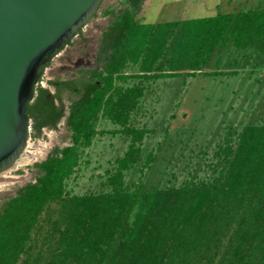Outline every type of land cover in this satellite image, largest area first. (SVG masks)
I'll list each match as a JSON object with an SVG mask.
<instances>
[{"label": "trees", "instance_id": "trees-1", "mask_svg": "<svg viewBox=\"0 0 264 264\" xmlns=\"http://www.w3.org/2000/svg\"><path fill=\"white\" fill-rule=\"evenodd\" d=\"M121 1L102 34L100 69L49 80L50 95L39 78L34 86L26 115L36 135L65 115L55 103L63 92L79 100L66 115L69 144L35 163L34 181L0 205V264H264V122L229 127L208 179L152 187L124 179L143 157L153 160L141 147L150 130L130 124L145 82L236 74L217 69L219 60L210 70L212 58L230 46L263 52L264 8L150 23L138 16L144 0ZM100 118L128 137L127 149L107 171L108 190L69 194L83 149L103 133Z\"/></svg>", "mask_w": 264, "mask_h": 264}, {"label": "rangeland", "instance_id": "rangeland-1", "mask_svg": "<svg viewBox=\"0 0 264 264\" xmlns=\"http://www.w3.org/2000/svg\"><path fill=\"white\" fill-rule=\"evenodd\" d=\"M218 1L221 5L218 11L264 8V0H144L138 16L150 23L204 17L215 13L214 5ZM225 1L230 2V9L225 10ZM121 2L102 0L92 18L53 57L38 81V85L48 88L49 95L54 92L49 80H70L83 76L81 70L100 69L102 63L97 56L102 34L122 7ZM108 9L113 12L102 13ZM228 48L227 56L235 57L233 47ZM238 52L244 54L242 59L250 58L258 63L253 68L244 65L239 68L230 62L224 68L222 64L217 68L236 70L237 74L180 75L145 82V94L132 113L130 124L150 130L141 147L144 156L150 153L153 160L144 165L143 157L141 163L126 171L124 179L128 185L178 186L189 180L208 179L218 161L215 151L223 144L229 127L238 132L249 121L264 122V66L261 67L264 51ZM209 67L214 69L213 62ZM126 72L134 73L135 68H128ZM134 81L130 79L128 83ZM77 100L79 96L63 92L61 101L55 100V103L63 104L65 115L55 127H43L38 135L30 125L27 127L26 144L19 158L0 172V205L25 183L34 181L35 163L44 160L55 147L69 144L66 115L69 105ZM96 128L103 133L83 149L78 168L66 180L69 194L108 190L107 171L114 170L115 159L127 149L128 137L111 132L118 126L100 118Z\"/></svg>", "mask_w": 264, "mask_h": 264}, {"label": "water", "instance_id": "water-1", "mask_svg": "<svg viewBox=\"0 0 264 264\" xmlns=\"http://www.w3.org/2000/svg\"><path fill=\"white\" fill-rule=\"evenodd\" d=\"M102 0H0V172L23 151L26 106L53 57Z\"/></svg>", "mask_w": 264, "mask_h": 264}, {"label": "crops", "instance_id": "crops-1", "mask_svg": "<svg viewBox=\"0 0 264 264\" xmlns=\"http://www.w3.org/2000/svg\"><path fill=\"white\" fill-rule=\"evenodd\" d=\"M190 2V1H189ZM220 1H218L217 3H215V5H214V8H215V10L217 9V8H219V6H221V5H219L220 3H219ZM190 4V3H189ZM224 4H225V6H224V8H225V10H227V9H230V2L228 3V2H224ZM246 8V7H245ZM222 12H228V11H222ZM229 48H224V49H222L221 51H218L215 55H217V56H215L214 58H212V62H213V64H215L218 60H219V64H218V67L220 66V64H222V67L224 68V67H226V66H228V64L231 62L232 64H233V66L234 67H241V68H244V66H247V67H251V68H253V67H255V65L258 63V61H256V60H254V59H250V58H248V59H246V60H244V59H242L243 57H244V54H242V55H240L239 53L240 52H238V51H242V52H244L243 50H238V49H236V48H232V50H233V52L235 53V57H229V56H227V54L225 53V51H227ZM254 51H255V49H253ZM238 57H237V56ZM241 57V58H240ZM237 63V65H235ZM253 63V65H251ZM255 64V65H254ZM262 65H261V67L262 66H264V61L261 63ZM244 65V66H243ZM257 67V66H256ZM236 74H237V72H236Z\"/></svg>", "mask_w": 264, "mask_h": 264}, {"label": "flooded vegetation", "instance_id": "flooded-vegetation-1", "mask_svg": "<svg viewBox=\"0 0 264 264\" xmlns=\"http://www.w3.org/2000/svg\"><path fill=\"white\" fill-rule=\"evenodd\" d=\"M97 58L99 59V56H97ZM54 91H55V89H54ZM49 93H50V92H49ZM49 93H48V95H49ZM51 93H52V92H51ZM53 93H54V92H53ZM53 93H52V94H53ZM55 100H56V99H55Z\"/></svg>", "mask_w": 264, "mask_h": 264}]
</instances>
